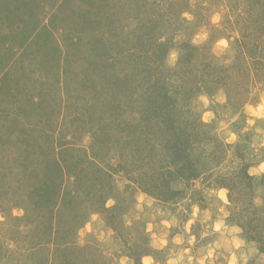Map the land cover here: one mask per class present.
<instances>
[{"label":"rangeland","instance_id":"rangeland-1","mask_svg":"<svg viewBox=\"0 0 264 264\" xmlns=\"http://www.w3.org/2000/svg\"><path fill=\"white\" fill-rule=\"evenodd\" d=\"M261 1L0 0V264H264Z\"/></svg>","mask_w":264,"mask_h":264},{"label":"trees","instance_id":"trees-1","mask_svg":"<svg viewBox=\"0 0 264 264\" xmlns=\"http://www.w3.org/2000/svg\"><path fill=\"white\" fill-rule=\"evenodd\" d=\"M254 3H263V1L261 0H253ZM260 4V5H261ZM263 5V4H262ZM255 13V12H254ZM261 13L258 14V16H260ZM251 15H253L252 11L247 12V17H250ZM257 15V14H256ZM249 18H247V22H248ZM248 24V23H247ZM167 99V96H164V98H162L163 101H165ZM171 105V104H170ZM167 106V102H164L163 107L165 108ZM168 107H166L163 110H166ZM167 111V110H166ZM167 115V113H165ZM167 116L160 118L161 121H159L158 124H164L169 126V129H172V125L173 122L172 120H167L166 118ZM174 132V131H173ZM170 139H174V149L172 150V165L173 168L170 169H166L163 172H159V175H161V178L163 179L162 181H168L170 182V180L172 179V177H177L179 178V176H182L188 180L190 179H194L195 176V167L193 164V161L188 157V148L191 147L192 143L190 141H188L187 138H182L181 134H176V133H171V136H169ZM170 162V163H171ZM243 174L246 176L247 181L250 183L252 180V177L246 172L245 167L242 168ZM172 175V177H170ZM169 191V193H168ZM167 193L168 195H174L176 192H171L170 190H168ZM261 244H264L263 240H260ZM139 262H137L138 264ZM141 264V263H139Z\"/></svg>","mask_w":264,"mask_h":264}]
</instances>
